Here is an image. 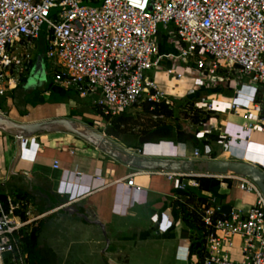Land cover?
I'll list each match as a JSON object with an SVG mask.
<instances>
[{"label":"built area","instance_id":"2783aa9c","mask_svg":"<svg viewBox=\"0 0 264 264\" xmlns=\"http://www.w3.org/2000/svg\"><path fill=\"white\" fill-rule=\"evenodd\" d=\"M99 2V7L88 5ZM42 25L46 27L44 56L53 82L80 98H94L99 121L89 126L101 130L98 133L103 136L113 118L142 102H163L172 109L177 99L184 104L188 97L218 87L232 96L224 99L207 94L201 100L211 102L208 110L226 112V124L247 137L253 131L264 134V0H0V96L18 85L15 68L28 71L30 50ZM162 34L166 43L169 36L177 39L181 49L161 52L158 38ZM174 61L185 67L184 72L169 66L166 74L191 81L179 97L167 95L147 76ZM244 88L250 90L249 95ZM216 96L226 102L214 100ZM219 101L222 110L213 106ZM201 104L194 103L197 108ZM213 132L228 142L241 137L223 130L213 118L194 129L199 137ZM198 156L195 149L194 157ZM52 166L57 168L58 162ZM156 172L162 173L176 193H184L190 184L197 186L184 179L197 174ZM261 172L264 175L263 167ZM202 177L218 179L225 187L253 195L254 200L246 205L237 197L220 201L210 195L191 207L200 221L198 264H264L261 190L238 174ZM226 179L229 186L222 183ZM125 185L135 193L140 191L133 176L125 179ZM6 204L7 208L0 198V264H27L20 233L38 217H31L28 210L16 213L20 205L11 196H6ZM222 205L230 206L228 214L221 212ZM235 239L239 240L238 253L233 252Z\"/></svg>","mask_w":264,"mask_h":264},{"label":"crops","instance_id":"0c3cea01","mask_svg":"<svg viewBox=\"0 0 264 264\" xmlns=\"http://www.w3.org/2000/svg\"><path fill=\"white\" fill-rule=\"evenodd\" d=\"M41 71L35 65L26 83L0 96L1 114L18 123L62 118L85 123L77 113L78 106L66 96L69 90L52 79L47 83L44 76L37 78ZM190 84L186 80L182 93L174 96H182ZM160 89L166 92V84L162 83ZM223 91L218 87L208 92L228 99ZM244 91L250 94L248 88ZM53 93L61 102L49 100ZM56 104L62 110L55 113ZM219 104L222 110L223 103ZM227 117L222 119L221 128L241 134L233 142L214 133L219 140L203 145L204 135L172 128L129 141L122 139L129 147L119 145L141 156L195 161L197 177L210 174L204 171L211 162L246 164L261 172L264 134L253 131L247 137L237 127L227 125ZM195 149L198 157H194ZM54 161L58 162L57 168L52 166ZM232 174L228 171L216 175ZM130 176L140 187L139 192L125 185ZM188 187L191 189L176 193L162 173L128 168L68 133L23 139L18 154L15 138L0 131V192L11 197L20 192L29 198L24 210L38 219L22 231L35 230V264H198L201 230L188 219L191 207L210 195L220 201L237 197L246 205L254 196L221 183L205 195H199L197 186ZM238 242L235 239L236 247Z\"/></svg>","mask_w":264,"mask_h":264},{"label":"rangeland","instance_id":"374dc122","mask_svg":"<svg viewBox=\"0 0 264 264\" xmlns=\"http://www.w3.org/2000/svg\"><path fill=\"white\" fill-rule=\"evenodd\" d=\"M89 6H93V7H99L101 5V2L99 3H88ZM45 25L41 26V38L44 41L46 38V34H45ZM168 28L170 29L171 26H168ZM165 36V35H164ZM163 51L164 52H173L176 53L181 49V45L180 43L177 41V39H175L173 36H169L168 37V41L163 42ZM37 42H35V46L33 49L30 50L31 54H35L36 53V63H37V59L38 57H40L41 62L43 64L42 67V71L37 74V78L38 77H42L43 76L45 78H47V83L52 79L53 81V76L50 72V66L47 63V60L45 59L44 56V49H42L41 47H39L38 51H37ZM35 63V65H36ZM34 65V66H35ZM164 65V64H163ZM166 67H174L176 69L177 72H184V66L181 65L179 63V61H174L172 64L167 63L165 64ZM162 66V68L159 71H149L147 73V76L149 79L153 80V82L158 86V88H161V84L164 83L166 84L167 90L166 93L167 95H172V96H177L178 94L182 93L181 92V88L184 87L186 80H189L188 77H182V78H172L169 77L166 74V67ZM33 72V71H32ZM31 72V76L32 75ZM27 74V71L23 68V67H17L15 68V70L13 71V75L21 78L23 76H25ZM67 98H69V101L74 102L77 106H78V110L77 113H79L80 118L82 119V121H84L86 125L88 124H96V121H99V115L97 110L94 107L93 101L94 98L93 97H87L85 99H79L77 94L75 92H73L72 90H69L68 92H65ZM210 93V92H205L204 93H200L199 96L196 98L195 97H188V101H185L184 104H181V100H176L173 101L172 104V110H173V114L171 118H164V117H155V116H151L149 113H145L143 111V108L141 106V103L139 105H136L133 108L128 109L125 112V115L132 117V122L133 124H131L130 126V130H128V134H124V135H119L118 133H116L112 127L111 124L109 123L108 126H106V128L104 129L105 131V137L110 139L112 142L116 143L117 145H123V146H128L129 144L124 143L123 141L127 140L129 141V138L131 139L132 137H140L139 136V132L142 130H145L147 128V126H150L151 124L157 123V124H164V125H168L172 128H175L177 130V128H180L181 130H188V131H194V129H196V126L199 124H194L192 122V117L193 115H190L189 113H195V111H200L199 113L202 114V116L200 115V117H203L204 114L206 113H211L209 114L210 118L215 119V122H217V125L221 124V121L223 118H225V113L223 112H215L213 110H208L207 107L211 106V102H207V101H202L201 99L206 98V95ZM223 94L227 97V95H231V92H227L226 90L223 91ZM219 96H216V98L214 100H220V101H225L224 99H218ZM52 100L54 102H58L61 100V98H59L58 95H56L55 93L52 94V97L49 99ZM61 102V101H60ZM195 102H200L202 103L201 108H197V106L194 105ZM226 102V101H225ZM204 105V106H202ZM215 107H220V104H217L214 102ZM225 106V105H224ZM204 109V110H203ZM62 107L61 105L56 104V106L54 107V112H58L61 111ZM1 113V112H0ZM209 119L207 121H209ZM100 121H103L105 123V119H101ZM98 132H102L101 130H99ZM215 132L209 134V135H215ZM78 138V137H77ZM76 139V138H75ZM80 139V138H78ZM124 139V140H122ZM119 145V146H120ZM129 147V146H128ZM131 147V146H130ZM137 154V152H135ZM253 181V180H251ZM254 182V181H253ZM258 187L259 185L254 182ZM262 186L264 187V181H261ZM259 189L261 190V188L259 187ZM227 194L228 193H225ZM230 195V194H229ZM236 247V246H235ZM234 253H238L237 247L235 248V250H233ZM237 256V254H236Z\"/></svg>","mask_w":264,"mask_h":264},{"label":"water","instance_id":"95a60500","mask_svg":"<svg viewBox=\"0 0 264 264\" xmlns=\"http://www.w3.org/2000/svg\"><path fill=\"white\" fill-rule=\"evenodd\" d=\"M158 39L160 41V37ZM37 67L40 69L43 67L40 57L37 59L36 68ZM0 131L15 138L18 154L20 153L21 139H27L34 135L68 133L80 138L87 144L98 149L104 155L131 169L193 175L196 174L195 172L197 171L195 161L165 157H146L131 153L102 134L94 131L89 125L72 119H47L31 123H18L0 113ZM228 171L242 175L256 182L261 188V192L264 196V187L261 184V181H264V175L253 166L240 163L211 162L204 172L210 174H225ZM221 212L228 214L230 212V206L222 205Z\"/></svg>","mask_w":264,"mask_h":264},{"label":"trees","instance_id":"16d2710c","mask_svg":"<svg viewBox=\"0 0 264 264\" xmlns=\"http://www.w3.org/2000/svg\"><path fill=\"white\" fill-rule=\"evenodd\" d=\"M164 38H165V36L163 34L160 35L159 49L161 52H163V47H162L163 44L162 43L164 42ZM36 42L38 44L37 49H39V47H41L42 49H44V53H45V43L42 40L41 35ZM35 60H36V58L31 61L29 69L27 71V74L25 76L19 78L18 85H21V84H24L27 82L28 77H30V75H31V70L34 68ZM141 106H142L143 111L145 113H149L151 116H155L157 118L158 117L171 118L172 114H173V110L169 106L165 105L163 102L155 103V102L145 101V102L141 103ZM199 112L200 111L198 110V111H195V113H193L192 122L194 124H198V123H202V122L207 121L210 117L209 114H211V113H206L203 115V117H200V115L202 116V114ZM110 124H111L112 129L116 133H118L119 135H124V134H128V132H129L128 130H130V126H131V124H133V122H132V117H129V116L125 115V113H123L122 115L113 118L110 121ZM166 129L171 130L172 127H170L168 125H164V124L154 123V124H151L150 126H147V128L145 130L140 131L139 136L144 137V136L149 135L153 131L166 130ZM177 130H181V129L177 128ZM218 140H219V138L217 135L205 134L202 137L201 144L207 145V144H209V142L218 141ZM184 179L185 180H193L197 183V189H198L199 195H203V194L205 195L207 192H210L212 189H216L221 183V181H219L218 179H215V178L188 177V178H184ZM222 182H227L228 186L230 184V181H222ZM187 188H188V190L191 189L190 187H187ZM11 195H12L13 203L14 204L19 203V205H20V207L16 211V213H22V211L26 208V205L29 202V198L27 197L26 194H23L20 192L12 193ZM0 198H1L4 206L7 208L6 195H4L3 193L0 192ZM186 202H188V203L191 202V199H187ZM188 219L191 222H193L195 225L196 224L200 225L199 215H197L195 212H193V211L188 212ZM20 237H21L20 238V244H21L22 252L26 255L27 264H35V252H34L35 246H36L35 230H32L30 233H26L25 231H21ZM200 243H202V240L200 241Z\"/></svg>","mask_w":264,"mask_h":264},{"label":"bare ground","instance_id":"6f19581e","mask_svg":"<svg viewBox=\"0 0 264 264\" xmlns=\"http://www.w3.org/2000/svg\"><path fill=\"white\" fill-rule=\"evenodd\" d=\"M94 130V129H93ZM95 131V130H94ZM97 132V131H96Z\"/></svg>","mask_w":264,"mask_h":264}]
</instances>
